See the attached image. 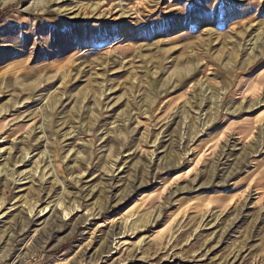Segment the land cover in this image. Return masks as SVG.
Wrapping results in <instances>:
<instances>
[{"label": "rangeland", "instance_id": "1", "mask_svg": "<svg viewBox=\"0 0 264 264\" xmlns=\"http://www.w3.org/2000/svg\"><path fill=\"white\" fill-rule=\"evenodd\" d=\"M0 264H264V0H0Z\"/></svg>", "mask_w": 264, "mask_h": 264}, {"label": "bare ground", "instance_id": "2", "mask_svg": "<svg viewBox=\"0 0 264 264\" xmlns=\"http://www.w3.org/2000/svg\"><path fill=\"white\" fill-rule=\"evenodd\" d=\"M40 215H41V214H40ZM40 215L36 216V218L39 217ZM36 218H35V219H36ZM38 219H39V218H38Z\"/></svg>", "mask_w": 264, "mask_h": 264}]
</instances>
